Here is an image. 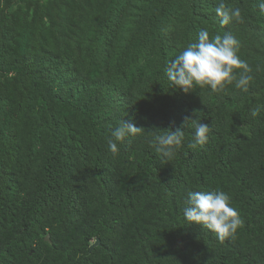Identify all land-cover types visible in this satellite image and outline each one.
Segmentation results:
<instances>
[{
  "label": "trees",
  "instance_id": "trees-1",
  "mask_svg": "<svg viewBox=\"0 0 264 264\" xmlns=\"http://www.w3.org/2000/svg\"><path fill=\"white\" fill-rule=\"evenodd\" d=\"M221 2L244 22L222 25ZM261 3L0 0V264H264ZM201 30L239 40L247 92L185 94L168 80ZM194 111L211 129L197 149L183 126ZM122 120L185 139L167 162L148 134L113 154ZM211 191L244 222L223 242L184 217L189 193Z\"/></svg>",
  "mask_w": 264,
  "mask_h": 264
},
{
  "label": "clouds",
  "instance_id": "clouds-1",
  "mask_svg": "<svg viewBox=\"0 0 264 264\" xmlns=\"http://www.w3.org/2000/svg\"><path fill=\"white\" fill-rule=\"evenodd\" d=\"M259 9L264 13V3L259 5ZM215 12L222 25H229L233 21L244 22L241 10L226 3H219ZM239 49L240 42L231 32H226L223 36L216 35L210 41L209 31L201 30L198 43L189 44L186 50L167 67V78L178 89H182L185 94L192 92L195 87L203 88L205 86H209L214 93L223 92L225 87L233 82L237 89L247 92L248 86L253 80L250 74L252 69L247 62L239 58ZM234 70L242 71L237 75ZM259 112L260 108L257 107L251 111L250 115L255 118ZM197 113L194 111L191 117L184 118L183 126L194 130L192 142L188 144L191 149L202 148L206 145L211 131L208 124L201 123ZM144 134L152 137L149 140L150 145L167 162L176 157L186 132L180 129L174 132L158 129L146 130L122 120L111 133L108 146L113 154H117L118 143L123 142L129 135ZM186 203L188 206L184 208V217L188 224L196 223L215 232L221 242L228 238H234L237 230L243 227L244 222L239 212L230 206V198L223 191L191 192ZM96 240L92 241L91 245Z\"/></svg>",
  "mask_w": 264,
  "mask_h": 264
},
{
  "label": "water",
  "instance_id": "water-1",
  "mask_svg": "<svg viewBox=\"0 0 264 264\" xmlns=\"http://www.w3.org/2000/svg\"><path fill=\"white\" fill-rule=\"evenodd\" d=\"M45 240H48V235L45 237ZM99 244V240L97 239L93 245L90 246V249H93L95 246Z\"/></svg>",
  "mask_w": 264,
  "mask_h": 264
}]
</instances>
